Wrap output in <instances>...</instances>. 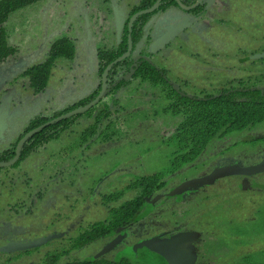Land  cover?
Masks as SVG:
<instances>
[{
  "label": "rangeland",
  "instance_id": "rangeland-1",
  "mask_svg": "<svg viewBox=\"0 0 264 264\" xmlns=\"http://www.w3.org/2000/svg\"><path fill=\"white\" fill-rule=\"evenodd\" d=\"M136 2L39 0L8 14L3 26L14 50L0 60V147L13 141L32 115L63 108L101 85L95 49L117 40ZM180 21L174 39L153 50L151 43ZM139 33L132 57L149 52L146 58L181 94L264 84V55L253 56L264 53V0H214L197 14L173 6L151 11ZM59 36L72 41L73 54L57 58L46 87L33 93L23 70L43 61ZM102 87L101 97L110 88L105 79ZM113 97L119 111L108 140L75 145L77 130L89 120L81 117L73 132L49 141L2 175L0 262L12 253L19 257L10 264H32L66 246V236L79 226L104 217L101 193L122 190L111 203L118 204L133 194L125 188L130 178L159 171L164 184L144 205L139 222L68 250L61 259L126 256L162 264L137 241L194 231L197 236L183 246L194 255L193 264H264V172L203 178L219 166L263 161L264 120L216 135L197 157L170 170L176 149L172 133L181 117L163 110L160 86L132 80L104 100ZM48 235L53 237L35 245L36 250L19 247Z\"/></svg>",
  "mask_w": 264,
  "mask_h": 264
},
{
  "label": "trees",
  "instance_id": "trees-1",
  "mask_svg": "<svg viewBox=\"0 0 264 264\" xmlns=\"http://www.w3.org/2000/svg\"><path fill=\"white\" fill-rule=\"evenodd\" d=\"M37 1L39 0H0V60L14 50L7 43L3 26L8 14ZM154 1L137 0L132 12L150 7ZM178 1L184 5L193 2V0ZM170 6L178 8L174 0H160L153 11L160 12ZM198 9L195 7L188 12L196 14ZM149 14L151 12L139 14L133 20L130 28L131 50L140 35V28ZM126 34L127 27L123 22L115 42L106 47L95 49L94 65L95 71L99 75L109 62L125 51ZM73 50L72 41L65 36H59L50 42L48 55L43 61L34 63L23 70L33 93H38L46 87L54 61L57 58H70ZM149 54V52L143 51L133 59L130 51L128 56L111 65L104 77L110 86L105 96L111 95L120 86H127L132 80L148 81L154 86H160L166 100L163 110L172 114L177 113L181 117L172 133L176 149L169 160L168 167L170 170L176 169L197 157L206 144L216 135L246 128L264 120V84L263 86L261 84L255 86L256 83L224 86L215 92L203 95L181 94L179 89L173 88L166 81L162 69L150 63L149 58H146ZM129 68L130 76L128 78L117 79L118 74L128 73ZM99 89L100 83H97V86L89 93L63 106V108L53 110L49 114L37 113L29 117L18 130L14 140L0 147V162H5L13 156L17 140L28 130L69 110L87 104L96 96ZM105 96L87 110L50 123L25 139L19 146L15 161L9 165L0 166V184L2 175L8 173L9 170L17 169L27 155L44 147L49 141L60 138L65 132H73L72 127L81 117L89 120L77 130L75 145L84 144L85 147H89L94 142L108 140L111 137L109 130L118 118L119 108L116 106V97L105 101ZM161 177L162 173L159 171L134 175L125 184V188L133 192L132 196L115 205L111 203L118 199L122 190L101 193L100 202L105 207L104 217L79 226L73 236H66V246H63L62 243L61 248H54L52 249L53 252L51 250L46 252L37 262L32 264H144L126 256H119L115 259L97 257L83 260H62L61 257L68 250L79 248L97 238L107 237L139 222L143 216L144 205L153 197L154 192L164 184ZM35 248L37 246L31 249Z\"/></svg>",
  "mask_w": 264,
  "mask_h": 264
},
{
  "label": "water",
  "instance_id": "water-1",
  "mask_svg": "<svg viewBox=\"0 0 264 264\" xmlns=\"http://www.w3.org/2000/svg\"><path fill=\"white\" fill-rule=\"evenodd\" d=\"M175 3L179 8L182 10H189L193 7H195L200 0H195L192 4L190 5H183L180 3L178 0H174ZM207 4L211 3L212 0H205ZM159 0H155L153 4L148 7L144 8L141 10L136 11L135 13L132 14L130 17L128 24H127V36H126V49L125 51L117 56L115 59H113L111 62H109L101 75V85L98 93L96 96L89 101L87 104L69 110L63 114H60L30 130H28L26 133H24L16 142L15 147H14V153L13 156L5 161V162H0V166H6L11 164L12 162L15 161V159L18 156V149L21 143L27 139L30 135L35 133L36 131L40 130L42 127L53 123L57 120H60L62 118L68 117L72 114H77L81 113L85 110H87L89 107L93 106L102 96V94L105 92V89L102 87V82H104V76L106 71L113 65L114 63L120 61L121 59L125 58L126 56L129 55L131 51V40H130V24L131 21L134 17H136L139 14H145L151 12L157 5ZM182 28V22H178L174 26L170 27L167 29L165 32H163L160 36H158L152 43L151 47L153 50L160 49L161 47L165 46L174 36L177 35V33L181 30ZM264 55L262 54H255L253 55L254 57H260ZM129 76V75H128ZM264 172V160L260 161L258 163L252 164V165H246V166H238V165H223L216 167L212 169V171L205 177L206 178H214L218 176H225V175H231V174H236V175H244V176H249V175H254L257 173ZM197 236V233L194 231H180L176 232L173 234H170L166 237H163L161 239H157L156 237H149L146 238L138 243L139 247H143L146 249L148 252L152 253L153 255L157 256L159 260H161L162 264H193L194 260V255L190 253L188 250H186L183 246L190 243L195 237ZM53 237V235H48V236H43L36 238L34 240L28 241L23 244H19L20 248H26V247H32L41 243H44L48 239Z\"/></svg>",
  "mask_w": 264,
  "mask_h": 264
},
{
  "label": "flooded vegetation",
  "instance_id": "flooded-vegetation-1",
  "mask_svg": "<svg viewBox=\"0 0 264 264\" xmlns=\"http://www.w3.org/2000/svg\"><path fill=\"white\" fill-rule=\"evenodd\" d=\"M159 1H160V0H159ZM194 1H195V0H193V2H194ZM213 1H214V0H212V2H213ZM193 2H192V3H193ZM212 2H211V3H212ZM192 3H191V4H192ZM211 3L207 4L205 0H200V2L195 6V7H198V8H199V9L197 10L196 14L202 9L203 6L210 5ZM152 4H153V3H152ZM157 4H158V3H157ZM176 5H177V4H176ZM183 5H184V4H183ZM189 5H190V4H189ZM156 6H157V5H156ZM177 7H178V6H177ZM195 7L191 8V9H195ZM155 8H156V7H155ZM155 8H154V9H155ZM130 9H133V6H131ZM154 9H153V10H154ZM178 9H179V10H182V9L179 8V7H178ZM140 10H141V9H140ZM153 10H152V11H153ZM164 10H165V9H164ZM189 10H190V9H189ZM189 10H185V11H189ZM182 11H184V10H182ZM135 12H136V11L132 12V14L135 13ZM160 12H161V11H160ZM149 13H150V12H149ZM132 14H131V15H132ZM137 16H138V15H137ZM137 16H136V17H137ZM136 17H134V18L132 19L131 24H132L133 20H134ZM131 24H130V28H131ZM130 30H131V29H130ZM126 36H127V34H126ZM174 37H175V36H174ZM174 37L172 38V40L174 39ZM172 40H170L169 42H171ZM169 42H168V43H169ZM136 57H137V56H136ZM136 57H134V58H136ZM134 58H133V59H134ZM128 75L130 76V68H129V72L127 73V77H125V76H123V75H120V76H118L117 79H119V78H125V79H126V78L129 77ZM117 79H116V80H117ZM116 80H115V81H116ZM21 207H22V206H21ZM23 210H24V209H23ZM163 237H166V236H162L161 238H163ZM161 238H160V239H161ZM13 254H14V253H13ZM11 255H12V253H10V254H8V256L2 258V259H4V262L1 261L0 264H10L9 261H10L11 259L14 258V256H11ZM18 257H19V256H18ZM18 257H16V258H18ZM16 258H14L13 260H15ZM5 260H6V261H5ZM12 264H13V263H12Z\"/></svg>",
  "mask_w": 264,
  "mask_h": 264
}]
</instances>
